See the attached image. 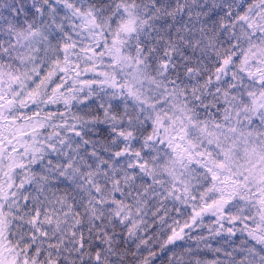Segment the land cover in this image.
I'll return each mask as SVG.
<instances>
[{
    "label": "snow or ice",
    "instance_id": "1",
    "mask_svg": "<svg viewBox=\"0 0 264 264\" xmlns=\"http://www.w3.org/2000/svg\"><path fill=\"white\" fill-rule=\"evenodd\" d=\"M0 264H264V0H0Z\"/></svg>",
    "mask_w": 264,
    "mask_h": 264
},
{
    "label": "trees",
    "instance_id": "2",
    "mask_svg": "<svg viewBox=\"0 0 264 264\" xmlns=\"http://www.w3.org/2000/svg\"><path fill=\"white\" fill-rule=\"evenodd\" d=\"M212 243H213V246H216L214 241ZM208 258H211V254H208Z\"/></svg>",
    "mask_w": 264,
    "mask_h": 264
}]
</instances>
